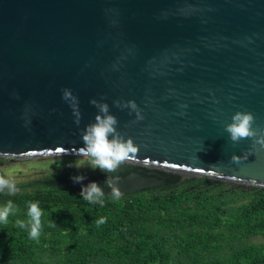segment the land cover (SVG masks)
<instances>
[{
  "label": "water",
  "instance_id": "obj_1",
  "mask_svg": "<svg viewBox=\"0 0 264 264\" xmlns=\"http://www.w3.org/2000/svg\"><path fill=\"white\" fill-rule=\"evenodd\" d=\"M93 98L140 147L133 168L49 185L111 195L109 182L135 193L206 176L264 188V148L225 130L237 111L264 129V0H0V156H83Z\"/></svg>",
  "mask_w": 264,
  "mask_h": 264
},
{
  "label": "trees",
  "instance_id": "obj_2",
  "mask_svg": "<svg viewBox=\"0 0 264 264\" xmlns=\"http://www.w3.org/2000/svg\"><path fill=\"white\" fill-rule=\"evenodd\" d=\"M74 174L56 169L29 190L0 192V207L12 201L21 209L0 223V264H264L263 187L184 176L119 199L105 194L101 206L47 182ZM29 202L43 213L38 240L15 224L27 222Z\"/></svg>",
  "mask_w": 264,
  "mask_h": 264
},
{
  "label": "clouds",
  "instance_id": "obj_3",
  "mask_svg": "<svg viewBox=\"0 0 264 264\" xmlns=\"http://www.w3.org/2000/svg\"><path fill=\"white\" fill-rule=\"evenodd\" d=\"M63 99L70 103L76 117L75 123L79 124L81 113L78 107V98L71 89L66 88L63 90ZM90 103L98 109V112L95 122L88 124L83 130V147L79 151L83 156L92 158L90 161L92 168H99L107 173H113L125 162L136 160L140 147L134 143L132 137L129 136L125 139L124 134L118 130V118L110 112L107 102H101L93 98ZM114 103L118 107L129 108L134 111L137 120L144 118L135 100L124 102L117 100ZM254 124L255 116L251 111H237L233 114L231 122L225 125V130L230 134V139L234 143H238L242 139H252L253 148L257 150L258 148H264V129L254 127ZM232 159L239 161V155L234 154ZM83 180L84 177L82 175L73 177L74 183H81ZM108 187L111 188L110 194L114 199L121 197L122 193L119 187L111 182H109ZM5 189H7L8 194L12 195L18 191L13 180L0 176V192H4ZM80 195L90 203H99L101 206L104 204L103 197L105 192L96 182L85 185ZM20 211L21 209L14 205L12 201H8L6 205L0 207V223L7 224L9 216H15ZM42 215L39 204L29 202L27 222L18 219L15 224L22 229L28 228L30 238L38 240L41 234ZM104 223H106V218L104 217L96 220L98 227Z\"/></svg>",
  "mask_w": 264,
  "mask_h": 264
},
{
  "label": "rangeland",
  "instance_id": "obj_4",
  "mask_svg": "<svg viewBox=\"0 0 264 264\" xmlns=\"http://www.w3.org/2000/svg\"><path fill=\"white\" fill-rule=\"evenodd\" d=\"M91 157L86 156H42L35 158H10L0 156V176L11 179L18 190L31 189L28 183L46 178L56 169L70 168L81 170H101L91 167ZM125 162L124 164H126ZM26 185L25 187H21ZM252 238L251 241H257Z\"/></svg>",
  "mask_w": 264,
  "mask_h": 264
},
{
  "label": "flooded vegetation",
  "instance_id": "obj_5",
  "mask_svg": "<svg viewBox=\"0 0 264 264\" xmlns=\"http://www.w3.org/2000/svg\"><path fill=\"white\" fill-rule=\"evenodd\" d=\"M73 170H74L75 174L73 176H69L71 178H73L74 176H77V175H87V176H95L96 179L102 178L103 180L108 181L114 175H116V174H114V172L113 173H107V172L102 171V170H81V169H73Z\"/></svg>",
  "mask_w": 264,
  "mask_h": 264
}]
</instances>
